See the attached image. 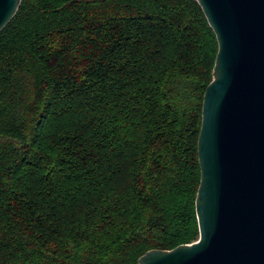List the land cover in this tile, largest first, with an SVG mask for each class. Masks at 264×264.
<instances>
[{
    "label": "trees",
    "instance_id": "trees-1",
    "mask_svg": "<svg viewBox=\"0 0 264 264\" xmlns=\"http://www.w3.org/2000/svg\"><path fill=\"white\" fill-rule=\"evenodd\" d=\"M196 0H21L0 31V264H137L198 239Z\"/></svg>",
    "mask_w": 264,
    "mask_h": 264
},
{
    "label": "water",
    "instance_id": "water-1",
    "mask_svg": "<svg viewBox=\"0 0 264 264\" xmlns=\"http://www.w3.org/2000/svg\"><path fill=\"white\" fill-rule=\"evenodd\" d=\"M217 42L202 100L199 236L137 264H264V0H196ZM21 0H0V31Z\"/></svg>",
    "mask_w": 264,
    "mask_h": 264
}]
</instances>
